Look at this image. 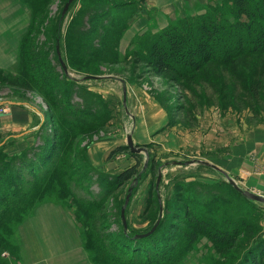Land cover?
<instances>
[{"label":"rangeland","instance_id":"1","mask_svg":"<svg viewBox=\"0 0 264 264\" xmlns=\"http://www.w3.org/2000/svg\"><path fill=\"white\" fill-rule=\"evenodd\" d=\"M63 1L48 0L43 3L40 8L41 17L38 22L35 21L33 30L29 33L32 43L31 50H38L43 42L50 40L56 16ZM174 1H178L180 5L182 4L181 6H186L179 10L181 14L183 12L196 14L203 12L207 4L220 0ZM142 2L144 0H139V3L136 0V11H134L136 13L132 14L129 21L134 18L138 10H141ZM80 5L81 0H75L71 4L63 17L60 31L62 57L68 59L72 67L68 69L69 75L81 78L83 73L91 72L98 75H116L125 78L130 83H136L165 109L169 117L168 126L184 140L180 146L167 152L161 150L160 143L149 142L147 146H144L146 153H138L142 160L138 170L145 173L133 190L126 206L128 230L141 232L153 226L159 217V206L156 199V194H159L164 215L162 214L163 221L157 235L166 233L164 236L171 238V241L166 244L174 243L173 238H179L182 230L187 227V220L193 212L209 218L211 222L215 221L221 232L225 228L231 230L230 228L233 227L230 224H233L236 229H233L234 232L229 231L232 233L231 237L234 236L223 245H219L218 241L206 233L200 232L195 243L183 257L181 264H235L241 261L246 251L256 254L255 249L249 247L254 248L256 242H264V203L242 197L234 192L224 174L210 166L198 163L174 164L173 162L192 159L206 160L222 167L226 175L234 179L242 190L264 196V51L241 55L227 64L209 62L202 68L190 71L181 77H177L172 71L162 74L155 73L144 61L137 58L132 49L133 39L130 41V50L128 49L127 54H123V47L118 46L119 57L116 60L110 61L106 58L103 60L98 57L92 61L85 60L89 52L84 54L80 50L83 43L79 44L80 46L76 49L73 40L70 44L73 36H68L71 22ZM29 16L28 6L18 0L12 1V7L6 17L12 23V29L17 33L18 41L28 27ZM141 18L139 15L137 21L143 22ZM71 47L75 49L72 50ZM15 70L16 62L8 70L0 69V142L4 140L0 147V161L3 163H8L13 154L36 143L39 132L35 131L31 134L34 138L28 136L25 140L12 139L11 135L20 133L23 129L21 127L11 129L7 124L20 118L22 120L24 113L19 109L22 107H16V104H10L7 101L25 100L31 103L37 111H43L46 122L42 128L46 129V134H52L53 132L50 131L56 125L45 98L30 87L14 81L12 76ZM97 82H102L99 83V87L103 86L105 92L110 93L113 98H106L100 93L106 100L110 113L109 119L101 126H95L96 129H93L91 133L78 134L69 143L67 154L71 160L76 159L77 163L75 162L72 168L79 172L80 179L88 172V168L82 169L79 164L84 154L88 159V146L92 142L110 138L120 132V125L124 122L127 125L124 119V106L121 104L120 85L109 80V77L81 81L87 88L99 93L93 89ZM118 152L132 156L129 148L124 147L108 155V158ZM145 158H147V166L143 168ZM89 165H91L90 162ZM159 170L161 179L156 186ZM1 172L6 171L1 168ZM103 173L106 174L105 176L111 174ZM95 176L94 174L93 178ZM0 181L4 183V186H9V183H5L2 177ZM132 182L133 180H130L121 186L110 185L108 195L97 209L102 214V224L108 226L106 231L111 232L116 241H118V230L115 221L112 220V215L117 210L120 201H123L121 206L123 205L128 187ZM82 183L81 187L72 186L77 196L89 197L87 194L89 192L93 195L100 194L101 191L97 184L92 183L89 186L90 182L83 181ZM193 186L207 187L206 189L212 193V202L221 206L220 208L228 206L230 215L222 216L219 211L220 219H223L219 221L218 214L212 211L211 214L214 217H211L210 213L206 212L210 210L208 208L211 204L201 201L202 194L205 192L199 193L195 188L193 189ZM66 199L65 208L74 221L81 240L80 232L83 231V226L75 216V199L71 195H67ZM50 201L54 200L44 198L41 203ZM35 203L27 205L22 211L14 214L5 229L4 237L2 238L1 235L2 240H5L7 250L0 254L8 264H19L20 255L17 243L12 236L13 229L19 220L27 218L28 213L33 211L38 205ZM41 203L39 202L40 205ZM109 219L112 220L111 223ZM237 219L240 222L244 221L238 223ZM143 245L148 244L143 243Z\"/></svg>","mask_w":264,"mask_h":264},{"label":"trees","instance_id":"2","mask_svg":"<svg viewBox=\"0 0 264 264\" xmlns=\"http://www.w3.org/2000/svg\"><path fill=\"white\" fill-rule=\"evenodd\" d=\"M46 1L48 0H18L30 8V16L28 27L19 40L16 70L12 77L14 81L30 87L45 98L56 125L50 131L53 132L52 134H46V129L42 128L46 117L40 110L44 118L35 130L39 131L38 141L13 154L8 163L0 161V169L6 171L0 173V178L2 177L5 183H9V186H4L0 181L2 186L0 188V252L7 250L5 240L3 241L2 238L14 214L36 202L35 204L38 205H35L30 214L28 213L27 217H29L44 198H52L54 201L50 202L66 207L67 195L75 199V216L83 226V231L80 232L81 244L92 264H181L200 232L211 236L219 245L230 241L234 236L231 237L232 233L229 232H234L233 224L227 220L233 228H230L231 230L225 228L221 232L215 221L211 222L209 218H204L196 212H193L187 220V227L182 230L179 238H173L174 243L166 244L171 241L169 236H164L166 233L157 235L163 221V213L152 233L144 237H136V234L147 232L151 227L141 232H130L127 227L125 231L120 219L123 201H120L112 215V220L117 225L118 241L113 238L111 232L106 231L108 226L102 224V214L97 209L105 200L112 184L121 186L136 177L137 183L133 186V192L145 173L138 170L142 160L138 153L131 152L136 159L133 165L117 174L105 176V173L89 165L84 154L79 164L82 169L88 168L86 175L80 179L79 172L72 168L77 161L71 160L67 154L69 143L78 134L91 133L93 129L106 123L110 113L106 100L100 93L87 88L79 78L67 74L61 66L56 45L59 44L62 57L60 31L64 16L61 17V10L67 0L63 1L56 16L50 40L43 42L38 50H31L29 33L33 30L35 21L38 22L40 19V8ZM134 11L136 5L133 0H81L80 8L68 31V36H73L70 44L73 40L76 49L79 44H84L81 45L80 50L84 54L89 52L85 60L92 61L97 57L103 60H116L119 57V41L129 27V19ZM133 41L132 49L137 58L144 61L157 74L172 71L177 77H181L190 71L202 68L209 62L227 64L241 55L264 51V0H220L210 3L201 13L180 14L159 31L155 33L148 31L135 37ZM62 59L68 69L72 68L68 59L65 57ZM84 75L98 74L87 72L83 73ZM10 101L16 105H32L25 100ZM3 141L0 142V147ZM124 147L128 148V146ZM124 147L117 146L109 155ZM94 174L95 178H93ZM83 181L90 182L89 186L92 183L97 184L100 194L93 195L89 192L87 193L89 197L77 196L72 186L81 187ZM230 186L234 192L248 198L232 184ZM194 188L199 193L205 192L201 201L211 204L208 208L210 210L206 211L211 217H214L212 211L218 214L219 221L221 220L219 211L222 216L230 215L228 206L220 208L221 206L212 202V193L206 189L207 187L193 186ZM156 199L160 208L162 205L159 194H156ZM24 219L16 223L13 238L16 227ZM112 220L109 219V222L111 223ZM236 221L242 223L244 220ZM255 244L254 248H249L255 249L256 254L246 251L241 261L235 264H263L264 242ZM0 264H8L1 254Z\"/></svg>","mask_w":264,"mask_h":264},{"label":"crops","instance_id":"3","mask_svg":"<svg viewBox=\"0 0 264 264\" xmlns=\"http://www.w3.org/2000/svg\"><path fill=\"white\" fill-rule=\"evenodd\" d=\"M12 1L0 0V69L3 70L13 67L19 48L18 35L6 17L12 7ZM133 1L136 2V0ZM137 2L139 3V0ZM181 5L174 0H144L141 3V10H138L134 18L129 21V27L120 39L119 46L123 47V54L130 48L132 39L148 31L152 33L159 31L170 20L180 15L179 10L186 7ZM139 15L143 22L137 21ZM105 76H111L109 80L120 85L121 104L124 106V119L127 125L124 122L120 125V132L110 138L92 142L88 146V161L93 167L102 172L117 174L133 165L136 160L129 154L118 152L108 158L110 151L117 146H127L128 134L136 145L149 142L160 143L163 152L182 144L183 138L176 135L168 126V113L152 96L142 90L139 85L130 83L125 78L116 75ZM99 83L102 82L94 84L93 89L106 98H113L110 93L105 92L103 86L99 87ZM96 85L98 87H95ZM123 85L126 87L125 104L123 103ZM16 107H22L19 109L24 113V117L22 120L20 118L8 122L7 126L11 129L21 127L23 130L10 137L24 140L28 136L34 138L31 134L35 133L44 115L32 105L22 104ZM36 118H38L37 121ZM220 168L223 170L222 167ZM14 239L19 250V264H92L82 247L74 221L66 208L55 202L39 205L32 215L16 227Z\"/></svg>","mask_w":264,"mask_h":264},{"label":"water","instance_id":"4","mask_svg":"<svg viewBox=\"0 0 264 264\" xmlns=\"http://www.w3.org/2000/svg\"><path fill=\"white\" fill-rule=\"evenodd\" d=\"M72 2H73V0H67L64 3V5L62 7V10H61V17H63L65 15L66 11L68 10V8H69V6H70V4ZM56 51H57V54H58V57H59V60H60V63H61V66H62L63 70L67 74H69L68 68H67L65 62L63 61L61 55H60L59 44L56 45ZM105 77H111V76H105V75H84V76H82L79 79L81 81H85V80H91V79L97 80V79H102V78H105ZM121 81H123V80H121ZM122 92H123V103L125 104V100H126V87H125V85H123ZM7 102H9L10 104L13 103L11 101H7ZM126 145L128 146L129 150L131 152H133V153H141V152L146 153V148L144 146L136 145V144L133 143L132 137H131L130 134H128L127 137H126ZM173 163L174 164H185V165L198 163V164H203V165H206V166H210V167L214 168L215 170H218L222 174H224V176L229 181V183L232 184L235 188L239 189L244 196H246V197H248V198H250V199H252L254 201H259V202L264 203V196L256 194V193H253V192L248 191V190L240 189V187L236 184L234 179H232L228 175H226V173L219 166H217V165H215L213 163H210V162H208L206 160H200V159H192V160H188V161H184V162H182V161H174ZM146 166H147V158H145V160H144L143 168H145ZM160 179H161V171L159 170L158 176H157V181H156V186H158V183H159ZM136 183H137V178L135 177L133 179V182L131 183V185L128 187L127 193H126L125 198H124V203H123V205L121 206V209H120V219H121V222H122V225H123V228H124L125 231L127 230V221H126V216H125V209H126V206L128 204V201L130 199L133 186ZM161 216H162V206H160V208H159V217L156 220V222L153 224V226L147 232L139 233V234H136L135 236L136 237H144V236H147L150 233H152L155 230L156 226L158 225V222H159V219H160Z\"/></svg>","mask_w":264,"mask_h":264}]
</instances>
